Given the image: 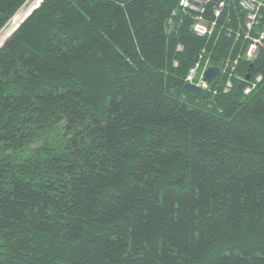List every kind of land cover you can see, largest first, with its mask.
Listing matches in <instances>:
<instances>
[{
  "label": "trees",
  "instance_id": "trees-1",
  "mask_svg": "<svg viewBox=\"0 0 264 264\" xmlns=\"http://www.w3.org/2000/svg\"><path fill=\"white\" fill-rule=\"evenodd\" d=\"M259 1L33 5L0 43V264H264Z\"/></svg>",
  "mask_w": 264,
  "mask_h": 264
},
{
  "label": "built area",
  "instance_id": "built-area-1",
  "mask_svg": "<svg viewBox=\"0 0 264 264\" xmlns=\"http://www.w3.org/2000/svg\"><path fill=\"white\" fill-rule=\"evenodd\" d=\"M33 1V0H32ZM39 0H36L34 2H38ZM206 0H179V4L188 7L189 9H193L196 11H200L203 8V4ZM217 4L214 7L215 13L218 12L220 9V6L224 2V0H216ZM240 3L247 9L246 14V26L250 27L252 23L255 21L256 18V11L257 7L260 4L259 0H240ZM35 4V3H34ZM31 2L28 5V8L24 7V4L21 5V7L11 16L10 19L4 24H9L8 26V33L22 20V18L29 12V10L33 7ZM194 20L192 23V29L194 32L198 34H204L207 33L210 29V25L208 22L204 19V17L199 14V12H196L193 16ZM248 35L247 43L244 46L243 54L246 57H252L255 55L256 50L259 46V44H262L264 42V22L262 24V27L255 35H249L248 31L246 32ZM207 62V60H206ZM206 62L203 63L202 68L206 65ZM200 65H194L189 69V72L186 75V79L191 80L195 74L196 69ZM201 68V70H202ZM197 83L201 85H205L203 81H201L200 77Z\"/></svg>",
  "mask_w": 264,
  "mask_h": 264
},
{
  "label": "water",
  "instance_id": "water-1",
  "mask_svg": "<svg viewBox=\"0 0 264 264\" xmlns=\"http://www.w3.org/2000/svg\"><path fill=\"white\" fill-rule=\"evenodd\" d=\"M220 71L219 66L213 65V64H208L206 67L203 69L202 74H201V79L205 82L208 83L214 76H216ZM184 88H186L188 91L194 92L199 95H206L207 94V89L203 86H200L199 84L190 82V81H185L183 84Z\"/></svg>",
  "mask_w": 264,
  "mask_h": 264
},
{
  "label": "bare ground",
  "instance_id": "bare-ground-1",
  "mask_svg": "<svg viewBox=\"0 0 264 264\" xmlns=\"http://www.w3.org/2000/svg\"><path fill=\"white\" fill-rule=\"evenodd\" d=\"M3 35H4V36H1L2 40H3V38L5 37V33H4ZM1 38H0V39H1ZM2 40H1V41H2ZM1 41H0V42H1ZM205 62H206V59H205L203 62H201L200 60H199V61L197 60V61L195 62L194 65H200V64L202 63V64L198 67V68H199V71H198V77H197V80L194 79L195 75L197 74V70H196V71H195V74H194V76H193V78H192L191 80L186 79V81H190V82H193V83L199 84V83H197V81L199 80V77H200V79H201L202 71H203V69L206 67V65H208V63L206 62V65L202 68L203 63H205ZM194 65H193V66H194ZM193 66H192V67H193ZM198 68H197V69H198ZM201 68H202V70H201ZM188 72H189V71H188ZM201 81H203V80L201 79ZM203 82H204V81H203ZM204 83H205V82H204ZM206 84H207V83H205V85H206ZM199 85H200V86H203V85H201V84H199Z\"/></svg>",
  "mask_w": 264,
  "mask_h": 264
},
{
  "label": "rangeland",
  "instance_id": "rangeland-1",
  "mask_svg": "<svg viewBox=\"0 0 264 264\" xmlns=\"http://www.w3.org/2000/svg\"><path fill=\"white\" fill-rule=\"evenodd\" d=\"M34 1H36V0H26L23 4H24V7L25 8H27L28 7V5L30 4V2L32 3V4H34V3H36V2H34ZM8 26H9V24H6L5 26H3L1 29H0V38H1V36H4L3 34L5 33V37L8 35ZM5 37L3 38V40L5 39ZM2 40V38L0 39V41ZM2 40V41H3ZM2 41L0 42V43H2ZM197 70V69H196ZM203 87H205L206 88V85H203Z\"/></svg>",
  "mask_w": 264,
  "mask_h": 264
}]
</instances>
